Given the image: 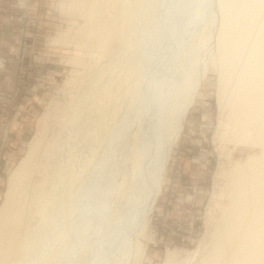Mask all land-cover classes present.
I'll return each mask as SVG.
<instances>
[{
  "label": "bare ground",
  "instance_id": "6f19581e",
  "mask_svg": "<svg viewBox=\"0 0 264 264\" xmlns=\"http://www.w3.org/2000/svg\"><path fill=\"white\" fill-rule=\"evenodd\" d=\"M60 12L80 25L66 30L80 54L67 58L65 114L46 106L7 178L0 264H144L171 151L211 70L229 164L188 264H264V0H65ZM230 144L258 152L234 159Z\"/></svg>",
  "mask_w": 264,
  "mask_h": 264
},
{
  "label": "rangeland",
  "instance_id": "374dc122",
  "mask_svg": "<svg viewBox=\"0 0 264 264\" xmlns=\"http://www.w3.org/2000/svg\"><path fill=\"white\" fill-rule=\"evenodd\" d=\"M63 1L0 0V29L6 28L14 48L0 49L5 60L0 69V205L7 178L25 155L46 106L54 101L56 116L65 114L61 85L73 72L67 58L80 54L66 30L74 33L80 25L68 24L60 12ZM217 81V73L209 71L171 151L162 192L149 216L144 264H164L167 250L178 251L177 262L188 264L191 254L207 243L216 204L224 201L216 195L229 164L214 139ZM253 147L230 144L234 159L257 153Z\"/></svg>",
  "mask_w": 264,
  "mask_h": 264
},
{
  "label": "crops",
  "instance_id": "0c3cea01",
  "mask_svg": "<svg viewBox=\"0 0 264 264\" xmlns=\"http://www.w3.org/2000/svg\"><path fill=\"white\" fill-rule=\"evenodd\" d=\"M1 21H3V20H1ZM5 30H6V28L3 25H1V29H0V49L5 47V48L11 49L13 51L14 48L11 47L12 44L10 42V39L7 37L8 35L4 32ZM3 77H6V74ZM1 108L2 107H0V109ZM1 112L2 111L0 110V113Z\"/></svg>",
  "mask_w": 264,
  "mask_h": 264
},
{
  "label": "built area",
  "instance_id": "2783aa9c",
  "mask_svg": "<svg viewBox=\"0 0 264 264\" xmlns=\"http://www.w3.org/2000/svg\"><path fill=\"white\" fill-rule=\"evenodd\" d=\"M1 69V68H0Z\"/></svg>",
  "mask_w": 264,
  "mask_h": 264
}]
</instances>
